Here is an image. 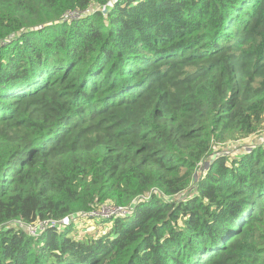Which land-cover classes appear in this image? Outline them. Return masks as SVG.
Segmentation results:
<instances>
[{"label": "trees", "instance_id": "obj_1", "mask_svg": "<svg viewBox=\"0 0 264 264\" xmlns=\"http://www.w3.org/2000/svg\"><path fill=\"white\" fill-rule=\"evenodd\" d=\"M262 133L264 0H0V264H264Z\"/></svg>", "mask_w": 264, "mask_h": 264}, {"label": "built area", "instance_id": "obj_2", "mask_svg": "<svg viewBox=\"0 0 264 264\" xmlns=\"http://www.w3.org/2000/svg\"><path fill=\"white\" fill-rule=\"evenodd\" d=\"M71 15L67 16L70 17ZM127 209H120V210H113L109 211L108 208H102L99 212H80L78 215H80L83 220L84 219H93V218H106L111 216L113 213L116 212H126ZM74 221L72 215H67L63 217L60 220H53V219H47V220H41L34 222L33 224H29L26 226V232L29 236L32 237H38L39 235L43 234L45 231L49 229H53L55 227H60L58 229H63Z\"/></svg>", "mask_w": 264, "mask_h": 264}, {"label": "rangeland", "instance_id": "obj_3", "mask_svg": "<svg viewBox=\"0 0 264 264\" xmlns=\"http://www.w3.org/2000/svg\"><path fill=\"white\" fill-rule=\"evenodd\" d=\"M263 135H257L256 139L241 141V142H237L235 144H228L227 147L229 148V150L233 151V153H230V154L232 156H234L236 154L235 151L239 147H243L244 145H247V144H254V143H258V142L262 141L264 139L262 137ZM231 158H233V157H231ZM196 176H199L198 172H197ZM174 197L177 198V197H179V195L174 196ZM96 226H97V223L94 222L92 219H84V220H82V222L80 224H77V226H74V228L76 229V232H77L76 235L77 236L79 234L80 236L84 237L85 235L90 234L92 230L97 229Z\"/></svg>", "mask_w": 264, "mask_h": 264}, {"label": "water", "instance_id": "obj_4", "mask_svg": "<svg viewBox=\"0 0 264 264\" xmlns=\"http://www.w3.org/2000/svg\"><path fill=\"white\" fill-rule=\"evenodd\" d=\"M106 12H107V10H106V8H104V9H103V13H106Z\"/></svg>", "mask_w": 264, "mask_h": 264}, {"label": "crops", "instance_id": "obj_5", "mask_svg": "<svg viewBox=\"0 0 264 264\" xmlns=\"http://www.w3.org/2000/svg\"><path fill=\"white\" fill-rule=\"evenodd\" d=\"M94 230H92L91 232H93Z\"/></svg>", "mask_w": 264, "mask_h": 264}]
</instances>
